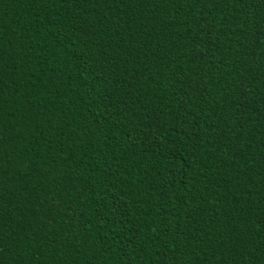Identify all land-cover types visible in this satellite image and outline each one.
Here are the masks:
<instances>
[{
    "label": "trees",
    "instance_id": "1",
    "mask_svg": "<svg viewBox=\"0 0 264 264\" xmlns=\"http://www.w3.org/2000/svg\"><path fill=\"white\" fill-rule=\"evenodd\" d=\"M0 264H264V0H0Z\"/></svg>",
    "mask_w": 264,
    "mask_h": 264
}]
</instances>
